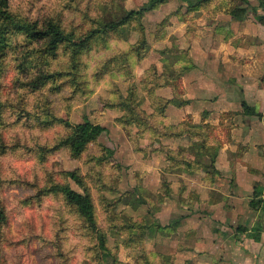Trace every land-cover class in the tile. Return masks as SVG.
<instances>
[{
	"label": "clouds",
	"instance_id": "1",
	"mask_svg": "<svg viewBox=\"0 0 264 264\" xmlns=\"http://www.w3.org/2000/svg\"><path fill=\"white\" fill-rule=\"evenodd\" d=\"M0 264H264V0H0Z\"/></svg>",
	"mask_w": 264,
	"mask_h": 264
}]
</instances>
